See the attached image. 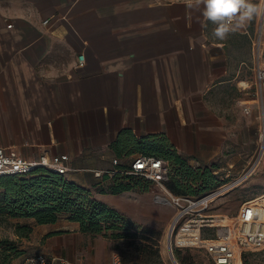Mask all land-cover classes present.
<instances>
[{
	"label": "crops",
	"instance_id": "0c3cea01",
	"mask_svg": "<svg viewBox=\"0 0 264 264\" xmlns=\"http://www.w3.org/2000/svg\"><path fill=\"white\" fill-rule=\"evenodd\" d=\"M198 16L185 0H0V144L26 158L66 153L65 177L119 210L163 209L150 187L111 192L108 171L164 144L193 163L221 160L230 145L239 159L237 138L257 118L254 89L238 81L253 74L258 18L235 33L237 56V38L216 40ZM16 218L32 227L33 252L86 264H110L122 240L67 216Z\"/></svg>",
	"mask_w": 264,
	"mask_h": 264
},
{
	"label": "built area",
	"instance_id": "2783aa9c",
	"mask_svg": "<svg viewBox=\"0 0 264 264\" xmlns=\"http://www.w3.org/2000/svg\"><path fill=\"white\" fill-rule=\"evenodd\" d=\"M259 16L260 22L251 38L253 74L248 79L238 81L243 89H254L256 95L259 94V90L261 91V84L264 82V61L261 48V20L264 15ZM47 21L48 18L43 19V23ZM8 25L10 26V23ZM247 31L246 26L245 32ZM83 62L84 55L80 53L77 56V65H82ZM244 110L249 111L247 105L244 106ZM263 133L264 122L260 127L258 150L243 170L242 177L249 175L264 161ZM67 161L66 153L48 155L44 151L38 158H26L13 147L0 144V174L25 173L36 167H46L56 173L66 174L72 169ZM112 161L115 164L118 163L116 158ZM117 170V168H112L108 172L112 175ZM168 170L169 160L167 158L148 152H139L123 172L140 175L153 181L163 190L154 195V200L169 203L174 207L165 235L166 251L169 256L173 254V249L176 247H202L213 264H243L244 254L247 251L257 250L264 246V198L262 196L242 201L232 217L233 221L226 222L222 230L220 229L222 226L218 227L215 237L206 238L202 236V227L215 223L212 214L206 212L213 199L214 190L197 195L175 193L165 186ZM20 264L86 263L80 259L70 260L63 256L36 251L24 255ZM110 264H121L117 252L112 254Z\"/></svg>",
	"mask_w": 264,
	"mask_h": 264
},
{
	"label": "rangeland",
	"instance_id": "374dc122",
	"mask_svg": "<svg viewBox=\"0 0 264 264\" xmlns=\"http://www.w3.org/2000/svg\"><path fill=\"white\" fill-rule=\"evenodd\" d=\"M253 2L259 3V0H253ZM257 18L258 22H260V16L257 15L253 19V25ZM261 24V48L262 60L264 61V16L262 17ZM229 37L231 39L237 38V47L234 49L235 54L237 56L246 54L245 39L236 34H232ZM244 67V76L250 75L252 73L251 69H248L247 66ZM255 97L256 100H249L248 102L256 110L257 118L245 128L242 132V138H237L238 141L240 139L243 141L240 145L237 144L235 146V149L240 154L239 159H232L233 147L231 145L223 154L221 160L216 159L210 163H193L185 156L186 164L196 170L200 177L192 185L193 192L214 190L212 194H215V197L206 210L207 213L212 214L214 221H217V217H224L226 222H232V217L237 212L242 201L255 196H262L264 198V161L249 175L241 176L254 153L258 150L260 143L259 132L261 124L264 122V82L261 84V91L259 90V94L255 95ZM231 161H234V163L229 165L228 162ZM208 169V176L204 178L200 176L204 172H207ZM124 173L129 174L125 171ZM133 177L141 180L143 184H148V188H151L150 195L152 199H154L156 193L163 192L162 188L155 185L153 181L143 176L134 175ZM167 181H169V178ZM165 186L170 190L167 184ZM136 190L142 191L140 188H136ZM156 203L162 206L163 209L152 211L147 207H143L139 210L134 208L130 212L120 209L132 226L129 229L131 232L130 237L124 238L120 240L119 244H116V246H119L117 252L120 260L122 252L125 260L124 264H134L135 262L140 264H160V261L163 264H174L166 251L165 245L166 229L174 207L169 203L157 201ZM215 213H219L218 216ZM62 216L65 217L67 215L63 214ZM16 220V217L0 214V257L4 252V246L11 241L21 252L19 255L9 258L6 262H1L0 258V264H20L22 256L34 251L27 246L26 236L18 237L16 235ZM218 227L220 228L218 224L204 225L201 231L202 236L206 238L215 237ZM140 244L141 248L139 249L137 246H140ZM144 246L147 247V251L142 250ZM173 257L178 264H213L202 247H179L173 249ZM182 257L186 258L185 262L181 261ZM245 257L249 264H264V246L257 250L247 251Z\"/></svg>",
	"mask_w": 264,
	"mask_h": 264
},
{
	"label": "trees",
	"instance_id": "16d2710c",
	"mask_svg": "<svg viewBox=\"0 0 264 264\" xmlns=\"http://www.w3.org/2000/svg\"><path fill=\"white\" fill-rule=\"evenodd\" d=\"M148 153L160 155L169 160L165 184L171 191L193 195L203 193V191L193 192L192 185L200 177L196 170L186 164L185 156L175 152L167 144H164V148L157 153L150 151ZM116 168L118 170L112 175L108 174L114 179L110 186L111 192L148 188V184H143L141 180L133 177L136 174H125L123 170L127 167ZM64 175L46 167H36L25 173L0 174V214L12 217L29 216L38 223L54 222L66 214L67 218L79 222L82 231L118 239L130 237L131 223L119 209L94 198L88 188L76 184ZM208 175L209 169L200 176L204 178ZM168 178L169 181H167ZM31 228L28 224L17 222L15 233L18 237L27 236ZM4 247L0 257L1 262H6L9 258L21 253L12 241ZM137 247L140 249L141 244ZM117 248L119 250V246ZM142 250L147 251V247L144 246ZM246 253L243 264H249L245 257ZM181 261L185 262L186 258L182 257ZM121 262L125 263L122 252ZM160 264L163 263L160 261Z\"/></svg>",
	"mask_w": 264,
	"mask_h": 264
},
{
	"label": "clouds",
	"instance_id": "9594fccd",
	"mask_svg": "<svg viewBox=\"0 0 264 264\" xmlns=\"http://www.w3.org/2000/svg\"><path fill=\"white\" fill-rule=\"evenodd\" d=\"M185 6L215 25L211 35L218 41H226L230 35L242 31L257 15H264V0L259 3L253 0H185Z\"/></svg>",
	"mask_w": 264,
	"mask_h": 264
},
{
	"label": "bare ground",
	"instance_id": "6f19581e",
	"mask_svg": "<svg viewBox=\"0 0 264 264\" xmlns=\"http://www.w3.org/2000/svg\"><path fill=\"white\" fill-rule=\"evenodd\" d=\"M262 139L264 140V133H263V135H262ZM213 196H212V198H214L215 197V194H212ZM218 214L219 213H215V215H217L218 216ZM216 220L217 221H215V223L214 224H218V225H220V226H222L220 229L222 230V229H224L223 228V225H225L226 224V219L223 217V218H221V217H217L216 218Z\"/></svg>",
	"mask_w": 264,
	"mask_h": 264
},
{
	"label": "water",
	"instance_id": "95a60500",
	"mask_svg": "<svg viewBox=\"0 0 264 264\" xmlns=\"http://www.w3.org/2000/svg\"><path fill=\"white\" fill-rule=\"evenodd\" d=\"M170 258L174 264H178L175 258L173 257V254H170Z\"/></svg>",
	"mask_w": 264,
	"mask_h": 264
}]
</instances>
